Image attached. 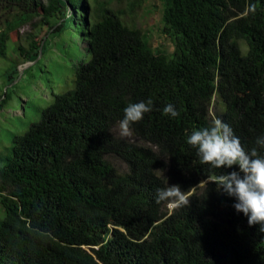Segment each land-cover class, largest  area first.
<instances>
[{"label":"trees","instance_id":"16d2710c","mask_svg":"<svg viewBox=\"0 0 264 264\" xmlns=\"http://www.w3.org/2000/svg\"><path fill=\"white\" fill-rule=\"evenodd\" d=\"M112 2L0 0L10 16L0 21L1 58L11 32L35 17L48 27L41 43L14 46L7 85L20 65L77 61L73 87L0 152V264H264V231L211 182L238 166L203 164L186 142L220 119L264 158V0H161L172 53L151 47ZM216 96L222 110L212 117ZM149 99L152 111L131 126L143 144L116 137L124 109ZM8 101L1 95L0 109ZM167 104L179 116L164 115ZM172 185L188 206L156 202Z\"/></svg>","mask_w":264,"mask_h":264},{"label":"rangeland","instance_id":"374dc122","mask_svg":"<svg viewBox=\"0 0 264 264\" xmlns=\"http://www.w3.org/2000/svg\"><path fill=\"white\" fill-rule=\"evenodd\" d=\"M46 3L47 0H41ZM90 1V0H89ZM134 0H113L110 4L115 10L125 11L123 21L125 24L140 29L150 36L151 47H160L172 53L174 46L171 40L162 33V3L161 0H138L130 11L129 2ZM10 18L7 12L0 11V21ZM39 18L35 17L30 23L23 25L9 35L7 42V53L5 58L0 57V96L8 97V106L0 109V152L12 145L14 136H21L29 127L40 120L42 110L47 108L56 95H60L73 87L74 65L77 61L71 62L67 58L57 59L51 56L40 59L36 64H23L19 66L18 76L12 85H7L4 72L16 61V54L13 52L15 45L27 46L28 40L33 38L36 43H41L46 38L48 27H38ZM3 25H0V32ZM83 49L85 46L79 44ZM73 52L79 59L81 49L72 47ZM53 53L58 51L53 48ZM52 53V54H53ZM83 57V60H87ZM211 107V115L222 110L219 99L214 97ZM114 135L125 141L140 145L143 144L133 133L130 137H121L119 124L112 129ZM110 162L116 167L119 173L128 170L127 165L119 158L109 157ZM204 183L200 184L203 185ZM172 211L171 208H169ZM4 213L0 206V220Z\"/></svg>","mask_w":264,"mask_h":264},{"label":"clouds","instance_id":"9594fccd","mask_svg":"<svg viewBox=\"0 0 264 264\" xmlns=\"http://www.w3.org/2000/svg\"><path fill=\"white\" fill-rule=\"evenodd\" d=\"M254 11V6H252ZM152 100L129 104L124 109L123 119L119 123L120 136L130 137L132 125L143 119L145 113L152 111ZM163 114L175 118L179 112L174 105L167 104ZM187 144L197 150L201 163L213 168H231L238 166L239 172L233 171L215 177L218 191L236 202L233 208L248 218V225H260L264 231V158L258 155L257 148L245 151L233 129L220 119L215 120L211 127L194 130L187 137ZM256 144L264 147V137H258ZM240 173H243L241 177ZM156 202H167L168 207L175 210L189 205V197L181 191L179 185L157 189Z\"/></svg>","mask_w":264,"mask_h":264},{"label":"water","instance_id":"95a60500","mask_svg":"<svg viewBox=\"0 0 264 264\" xmlns=\"http://www.w3.org/2000/svg\"><path fill=\"white\" fill-rule=\"evenodd\" d=\"M29 64H32V63H29Z\"/></svg>","mask_w":264,"mask_h":264}]
</instances>
